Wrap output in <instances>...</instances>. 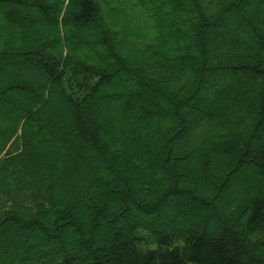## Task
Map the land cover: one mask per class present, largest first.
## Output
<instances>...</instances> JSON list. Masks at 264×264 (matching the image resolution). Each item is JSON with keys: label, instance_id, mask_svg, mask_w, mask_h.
Segmentation results:
<instances>
[{"label": "trees", "instance_id": "obj_1", "mask_svg": "<svg viewBox=\"0 0 264 264\" xmlns=\"http://www.w3.org/2000/svg\"><path fill=\"white\" fill-rule=\"evenodd\" d=\"M259 22L264 0H0V264H264Z\"/></svg>", "mask_w": 264, "mask_h": 264}, {"label": "rangeland", "instance_id": "obj_2", "mask_svg": "<svg viewBox=\"0 0 264 264\" xmlns=\"http://www.w3.org/2000/svg\"><path fill=\"white\" fill-rule=\"evenodd\" d=\"M262 22H263V20H261ZM225 22H227V24H228V20H226ZM260 23V28L262 29L263 27H264V23H261V22H259ZM217 26V25H216ZM216 26H214L211 30H214V29H218V27H216ZM247 27V26H246ZM136 131V130H135ZM154 149H155V147H154ZM245 178V177H244ZM238 180H240V181H242L241 180V178H239ZM206 211H208V210H206ZM205 213V212H204ZM200 216L203 218V213H201L200 214ZM117 224H121V221H117ZM105 228L106 229H110L111 227L109 226V225H106L105 226ZM106 231L107 230H103V232H104V234L106 233ZM102 233V232H101ZM135 234H138L143 240H145V238L148 240L149 239V242H151L150 243V246H156V242H152V241H150V237H149V233H148V231L147 230H145V229H143L142 227L140 228V229H138L137 231H135L134 232ZM105 237H106V235H104ZM208 236H210V237H213L214 235L211 233H209L208 234Z\"/></svg>", "mask_w": 264, "mask_h": 264}]
</instances>
